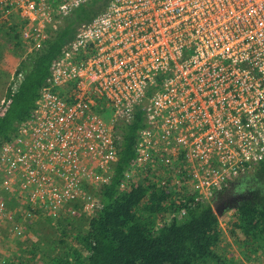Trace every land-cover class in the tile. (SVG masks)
<instances>
[{
    "label": "built area",
    "instance_id": "1",
    "mask_svg": "<svg viewBox=\"0 0 264 264\" xmlns=\"http://www.w3.org/2000/svg\"><path fill=\"white\" fill-rule=\"evenodd\" d=\"M90 1L0 0V28L21 23L39 49ZM50 72L33 119L0 152V191L29 213L79 202L93 214L116 126L139 113L130 176L176 170L206 197L264 161V0H110Z\"/></svg>",
    "mask_w": 264,
    "mask_h": 264
},
{
    "label": "trees",
    "instance_id": "2",
    "mask_svg": "<svg viewBox=\"0 0 264 264\" xmlns=\"http://www.w3.org/2000/svg\"><path fill=\"white\" fill-rule=\"evenodd\" d=\"M109 1L91 0L74 11L72 16L64 19L52 31L39 49L30 50L31 45L23 41L21 23L1 26L0 57L3 51L10 50L19 55L20 62L13 82L7 85L4 97L0 99V152L6 144L16 141L21 127L33 119L41 89L51 75L52 63L62 54L64 47L74 40L80 24L93 20L107 7ZM5 77L4 73H0L1 80ZM105 118L108 120L109 117ZM143 127L141 113L131 124H117L116 130L120 137L118 159L111 180L92 189L100 201L99 208L93 214H86L81 204L75 202L64 209L66 214H59L61 219L55 225L49 213H29L25 206L32 219L36 217L41 221L38 220L35 225L23 223L24 233H28L27 230L32 227L41 226L45 220L51 221L56 228L69 226L74 230L71 243L65 240L58 242L67 247L50 252L46 249L41 253L42 259L40 253H36L32 262L27 264L240 263L235 257L228 259L222 253L225 236L220 215L209 198L201 196L184 175L170 170L165 173L149 171L138 178L130 176L138 156L135 148L138 132ZM1 177L0 173V182ZM233 183H238L246 191L240 201L223 209L225 213L232 211L227 223L229 237L243 256H262L264 161L250 166L248 172ZM225 190L216 196L220 197ZM8 196L11 197L0 191V201L6 200L10 205L6 207L5 213L15 208L17 203L15 200L10 201ZM74 208L76 211L72 213ZM12 218L10 215L0 219L8 223L6 228L11 233L16 232V222L20 221L21 216L18 214L15 219ZM37 232L33 230V233ZM65 233L64 236H68Z\"/></svg>",
    "mask_w": 264,
    "mask_h": 264
},
{
    "label": "rangeland",
    "instance_id": "3",
    "mask_svg": "<svg viewBox=\"0 0 264 264\" xmlns=\"http://www.w3.org/2000/svg\"><path fill=\"white\" fill-rule=\"evenodd\" d=\"M19 62L20 57L18 54L16 55L10 50H5L2 52L0 57V73H4L6 77L5 79L3 78V80L0 79L1 100L4 97L7 85H10L11 82H13L14 80L15 72L18 68ZM217 193L218 192H211L206 197L209 198L213 207L220 215L221 227L224 231L225 236L222 246V253H224L225 257H229L228 259H230L231 257H235V260L238 259L240 263L238 262L237 264H264V255L260 256L259 254H257L251 255V257L243 256L242 251L229 237L227 231V223L229 222L230 217L232 216V211L225 213L221 200H219V197L216 196ZM2 197L4 199L6 198L5 195H2ZM8 197L10 201L15 200L17 202L16 207L14 205L15 208H13L12 210L0 214V219H4L10 215H12V219H15L18 214L21 216V218L18 223L16 222L17 226L15 227V229L17 233L15 231L11 233V230L9 228H6V225L8 223L5 220L0 221V264H12L11 262H16L17 264L24 262L25 264H27L29 261L32 262V257L36 253H40L39 256L42 259L41 253L43 251H47L46 249H48V252H50L55 249L67 247L66 245H59L58 242L60 240H65L70 243L72 242L74 232L73 229L69 228V226H62L61 228H56L54 226V224L56 225V221L58 222L59 219H61V215L66 214V211H63L61 215H51L52 219L54 220V224H52L51 221L45 220V223L42 222L41 226H37L34 228L32 227L31 230L27 228L28 233H24V230H22L23 223L35 225L39 219H37L36 217L32 219V216H30L28 211H26L25 209V204L20 199H16L12 196ZM95 198L98 204H100L99 199L96 196ZM5 201L6 200H2L5 208H9L10 205L7 203V201L5 204ZM73 210L74 211H72V213H75V208ZM39 221H41V219ZM33 230H38L39 232L33 233ZM64 232H66L65 234H68V236H64ZM15 233L18 238L14 236ZM35 264H41V262Z\"/></svg>",
    "mask_w": 264,
    "mask_h": 264
},
{
    "label": "flooded vegetation",
    "instance_id": "4",
    "mask_svg": "<svg viewBox=\"0 0 264 264\" xmlns=\"http://www.w3.org/2000/svg\"><path fill=\"white\" fill-rule=\"evenodd\" d=\"M244 191L246 190H243V188L241 189L238 183H233V185H231L229 189L221 193L219 200H221L223 204V209L232 205L233 203H236L237 201H240L243 197H245Z\"/></svg>",
    "mask_w": 264,
    "mask_h": 264
}]
</instances>
